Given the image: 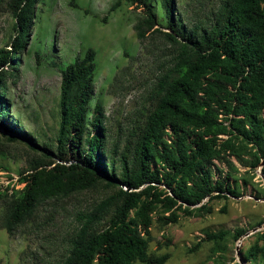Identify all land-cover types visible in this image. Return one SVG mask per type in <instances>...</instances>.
I'll use <instances>...</instances> for the list:
<instances>
[{
	"label": "trees",
	"instance_id": "obj_1",
	"mask_svg": "<svg viewBox=\"0 0 264 264\" xmlns=\"http://www.w3.org/2000/svg\"><path fill=\"white\" fill-rule=\"evenodd\" d=\"M0 2L15 19L12 49H0V131L34 154L19 174L21 188L4 194L0 186V199L9 197L0 211L1 229L12 234L32 222L46 201L104 184L115 193L79 214L56 264H166L169 253L150 252L154 215L162 226L205 217L213 212L210 202L239 199L252 188L264 162V0H223L196 21L176 0H117L109 12L123 2L140 10L134 25L139 41L158 36L174 51L147 114L117 155L109 147L103 105L92 108L98 70L93 49L71 62L35 51L38 66L47 62L61 74L54 139L39 138L12 115L7 81L18 76L37 0ZM247 232L206 231L191 252L212 243L213 256L225 254L228 242ZM253 236L233 264H264V230Z\"/></svg>",
	"mask_w": 264,
	"mask_h": 264
},
{
	"label": "rangeland",
	"instance_id": "obj_2",
	"mask_svg": "<svg viewBox=\"0 0 264 264\" xmlns=\"http://www.w3.org/2000/svg\"><path fill=\"white\" fill-rule=\"evenodd\" d=\"M223 0H176L191 20L204 19L214 13ZM117 0H37L34 25L20 57L17 77L7 85L12 99V115L39 138L54 139L60 123L61 74L47 62L38 66L35 51L71 62L93 49L97 53L96 93L92 108L103 105L109 147L119 154L131 139L133 128L140 124L150 108V95L172 61L174 51L158 36L145 42L136 37L134 25L140 10L124 2L109 12ZM14 17L0 2V49H12ZM0 131V186L4 194L9 187L21 188L19 174L34 154L22 142H8ZM5 134V133H4ZM261 167L252 180V188L239 199L214 200L211 214L205 217H181L177 224L162 226L154 215L151 230L154 241L150 252L169 253L166 264H224L238 262V247L246 249L254 241L251 234L242 241L228 242V251L213 256L215 245L196 246L206 231L247 229L264 230V193ZM115 193L104 184L69 197L46 201L32 222L9 234L0 228V264H56L68 247V240L79 224V214ZM257 193V194H258ZM252 194V195H251ZM0 199V211L6 199ZM106 222L99 226L105 228ZM223 255L222 259L219 257ZM212 256V257H210ZM235 260V261H234ZM135 264H142L137 262ZM219 264V263H218Z\"/></svg>",
	"mask_w": 264,
	"mask_h": 264
},
{
	"label": "water",
	"instance_id": "obj_3",
	"mask_svg": "<svg viewBox=\"0 0 264 264\" xmlns=\"http://www.w3.org/2000/svg\"><path fill=\"white\" fill-rule=\"evenodd\" d=\"M264 166V162H262V164H261V169H262V167ZM261 177H262V179L264 180V174H262L261 173ZM260 229V227L259 228H256V229H254L252 232H247L240 240L242 241L245 237H248V236H250L251 234H253V233H255V232H257L258 230ZM238 255H239V257H240V260L242 259V257H241V253H240V248L238 247Z\"/></svg>",
	"mask_w": 264,
	"mask_h": 264
}]
</instances>
